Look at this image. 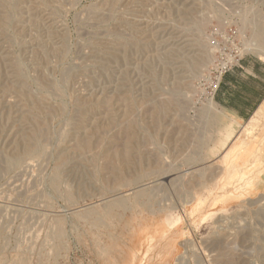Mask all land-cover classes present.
<instances>
[{"label":"rangeland","instance_id":"rangeland-1","mask_svg":"<svg viewBox=\"0 0 264 264\" xmlns=\"http://www.w3.org/2000/svg\"><path fill=\"white\" fill-rule=\"evenodd\" d=\"M235 56L264 60V0H0V264H264Z\"/></svg>","mask_w":264,"mask_h":264},{"label":"crops","instance_id":"crops-1","mask_svg":"<svg viewBox=\"0 0 264 264\" xmlns=\"http://www.w3.org/2000/svg\"><path fill=\"white\" fill-rule=\"evenodd\" d=\"M214 101L240 122L251 118L264 105V60L250 56L221 74Z\"/></svg>","mask_w":264,"mask_h":264},{"label":"built area","instance_id":"built-area-1","mask_svg":"<svg viewBox=\"0 0 264 264\" xmlns=\"http://www.w3.org/2000/svg\"><path fill=\"white\" fill-rule=\"evenodd\" d=\"M241 61H242V58L238 57V56H235V58H230L229 63L223 69V73L228 71V70H230V69H232L236 65L240 64ZM217 87H218V83H217V85L215 87V90L217 89Z\"/></svg>","mask_w":264,"mask_h":264},{"label":"bare ground","instance_id":"bare-ground-1","mask_svg":"<svg viewBox=\"0 0 264 264\" xmlns=\"http://www.w3.org/2000/svg\"><path fill=\"white\" fill-rule=\"evenodd\" d=\"M233 150H235V148H234ZM17 162H18V161H17Z\"/></svg>","mask_w":264,"mask_h":264}]
</instances>
